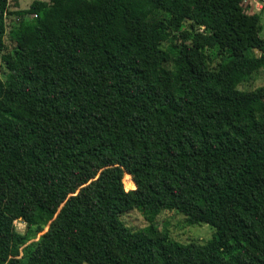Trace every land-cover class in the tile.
I'll return each instance as SVG.
<instances>
[{
  "label": "trees",
  "instance_id": "16d2710c",
  "mask_svg": "<svg viewBox=\"0 0 264 264\" xmlns=\"http://www.w3.org/2000/svg\"><path fill=\"white\" fill-rule=\"evenodd\" d=\"M30 9L8 50L0 0V264H264V89L239 88L264 68L260 15L241 0ZM133 209L148 225L122 230ZM174 210L214 229L208 246L158 229Z\"/></svg>",
  "mask_w": 264,
  "mask_h": 264
},
{
  "label": "rangeland",
  "instance_id": "374dc122",
  "mask_svg": "<svg viewBox=\"0 0 264 264\" xmlns=\"http://www.w3.org/2000/svg\"><path fill=\"white\" fill-rule=\"evenodd\" d=\"M33 1L35 0H8V12L5 15L6 32L4 37L5 46L8 47V50L13 47L15 39L19 37L21 30H23L21 23L31 21L35 17V13L30 9ZM245 12L250 14L247 9H245ZM260 18V36L264 38V11L260 14ZM208 54L213 60V65L220 62L223 58L222 55L213 50H208ZM0 78L4 82L7 78V71L2 65L0 67ZM239 88L242 90L264 89V68L256 72L251 80L240 85ZM117 225L122 230L133 231L144 228L148 225V222L138 210L133 209L123 213ZM156 225L171 241L185 245L194 243L201 246H208L214 233V229L207 224L188 225L185 218L176 210L163 211L156 218ZM14 226L16 231L21 234H24L27 230L26 223L21 220H16Z\"/></svg>",
  "mask_w": 264,
  "mask_h": 264
},
{
  "label": "built area",
  "instance_id": "2783aa9c",
  "mask_svg": "<svg viewBox=\"0 0 264 264\" xmlns=\"http://www.w3.org/2000/svg\"><path fill=\"white\" fill-rule=\"evenodd\" d=\"M241 3L250 14L260 15L264 11V0H241Z\"/></svg>",
  "mask_w": 264,
  "mask_h": 264
}]
</instances>
